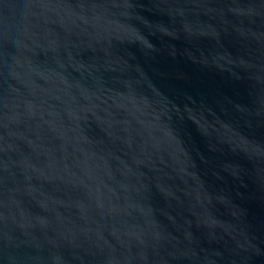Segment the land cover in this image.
I'll list each match as a JSON object with an SVG mask.
<instances>
[{
  "label": "water",
  "instance_id": "95a60500",
  "mask_svg": "<svg viewBox=\"0 0 264 264\" xmlns=\"http://www.w3.org/2000/svg\"><path fill=\"white\" fill-rule=\"evenodd\" d=\"M0 264H264V0H0Z\"/></svg>",
  "mask_w": 264,
  "mask_h": 264
}]
</instances>
